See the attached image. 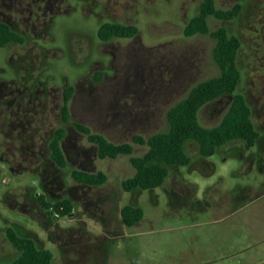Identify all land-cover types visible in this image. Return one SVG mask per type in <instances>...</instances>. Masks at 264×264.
<instances>
[{"label": "rangeland", "instance_id": "obj_1", "mask_svg": "<svg viewBox=\"0 0 264 264\" xmlns=\"http://www.w3.org/2000/svg\"><path fill=\"white\" fill-rule=\"evenodd\" d=\"M215 2L220 9L242 5L235 20L211 16L209 25L226 26L242 41L237 91L252 107L260 140L251 150L230 143L208 158L191 141V164L170 168L162 187L126 192L122 182L135 174L130 158L100 159L71 124L67 166L51 159L64 91L75 89L72 120L115 144L166 132L168 111L220 75L216 41L183 33L202 0H0V21L25 37L0 48V263L18 254L6 235L11 227L50 249L55 264H264V0ZM107 22L139 31L104 42L98 31ZM232 99L204 106L201 123L217 126ZM11 113L19 125H3ZM146 151L137 145L134 155ZM73 170L104 171L108 181L78 184ZM39 194L70 199L75 210L54 220ZM127 205L144 211L133 227L121 221Z\"/></svg>", "mask_w": 264, "mask_h": 264}, {"label": "trees", "instance_id": "obj_2", "mask_svg": "<svg viewBox=\"0 0 264 264\" xmlns=\"http://www.w3.org/2000/svg\"><path fill=\"white\" fill-rule=\"evenodd\" d=\"M242 11V5L236 4L229 9H220L215 0H202L198 13L190 19L184 28L185 37L209 35L215 41L214 60L220 68V75L195 85L189 94L168 111L169 128L166 132L156 133L149 137L136 134L132 142L115 144L103 134L95 133L83 123L73 121L70 103L74 95V87L68 86L64 91L61 107L62 126L55 130L49 148L51 159L62 168L68 164L64 140L67 136V124L98 148L99 158L117 159L121 155L130 158L135 174L122 182L124 191L154 190L162 187L170 176V168H178L191 164L187 144L196 142L199 153L203 157H211L219 148L233 142H242L246 150H251L260 140L261 133L256 128L253 110L246 97L239 93L242 73L238 65V57L242 48L241 39L230 33L228 27L221 26L211 30L209 17L220 21L235 20ZM138 27L121 23H104L98 31L99 38L109 42L114 38H132L138 34ZM25 37L0 21V48L10 44H23ZM225 95H232V103L221 122L214 127H206L201 123L200 112L209 103ZM146 146L147 151L135 156L136 146ZM71 177L78 184L86 186H103L108 181L104 171L96 173L73 170ZM41 208L48 211L54 220L70 216L75 204L70 199L49 200L44 194L37 196ZM58 214V216L56 215ZM122 223L126 227L137 225L144 217L143 209L138 205H127L120 210ZM7 238L17 250V256L9 262L0 264H55V255L50 249L41 247L33 238L25 237L9 227Z\"/></svg>", "mask_w": 264, "mask_h": 264}, {"label": "flooded vegetation", "instance_id": "obj_3", "mask_svg": "<svg viewBox=\"0 0 264 264\" xmlns=\"http://www.w3.org/2000/svg\"><path fill=\"white\" fill-rule=\"evenodd\" d=\"M108 23V22H107ZM123 24V23H121ZM124 25H127V24H124ZM135 26V25H134ZM136 36V35H135ZM134 36V37H135ZM133 38V37H132ZM16 98H14L15 100ZM12 115L6 117L4 120H3V125L5 124H8V126H12V125H19L18 123V120H20V115L18 116H13V113H11ZM21 131H16L14 134L13 132H11L12 134L11 135H17V134H20Z\"/></svg>", "mask_w": 264, "mask_h": 264}, {"label": "crops", "instance_id": "obj_4", "mask_svg": "<svg viewBox=\"0 0 264 264\" xmlns=\"http://www.w3.org/2000/svg\"><path fill=\"white\" fill-rule=\"evenodd\" d=\"M244 207H246V206H244ZM239 210H240V209H239ZM239 210H238V211H239Z\"/></svg>", "mask_w": 264, "mask_h": 264}, {"label": "built area", "instance_id": "obj_5", "mask_svg": "<svg viewBox=\"0 0 264 264\" xmlns=\"http://www.w3.org/2000/svg\"><path fill=\"white\" fill-rule=\"evenodd\" d=\"M58 216V214H56Z\"/></svg>", "mask_w": 264, "mask_h": 264}]
</instances>
